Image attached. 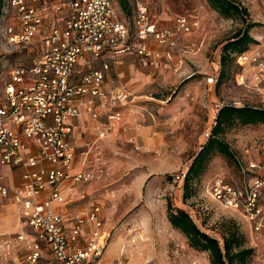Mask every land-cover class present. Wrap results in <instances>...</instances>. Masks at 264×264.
Returning a JSON list of instances; mask_svg holds the SVG:
<instances>
[{
  "label": "rangeland",
  "instance_id": "rangeland-1",
  "mask_svg": "<svg viewBox=\"0 0 264 264\" xmlns=\"http://www.w3.org/2000/svg\"><path fill=\"white\" fill-rule=\"evenodd\" d=\"M234 1L247 10L246 22L239 16L220 15L208 0H151V10L161 25L186 16L199 27L180 37L172 58H165L156 69L143 68L133 58L111 65L108 88L113 96L127 98L107 105L110 118L97 121L109 123L121 113V124L106 140H98L94 128L99 124L86 116L90 123L79 136V160L94 179L81 187L89 194L81 205L87 210L94 205L101 208L103 229L110 236L106 264H210L209 255L193 250L168 222V204L189 212L203 232L220 241L222 221L235 220L244 234V247L253 251L245 264H264V245L251 236L237 214L223 209L207 193L216 177L235 172L229 159L214 152L207 172L187 194L184 181L177 179L208 143L206 133L214 128L223 106L264 110V81L255 79L258 68L240 67L235 55L225 69L221 66L223 46L248 23L259 27L250 31L256 43L246 53L264 60V1ZM114 2L123 20L133 23L134 12L126 13ZM2 15L0 71L15 64L33 66L39 45L31 54L6 53L3 29L11 23V12L4 7ZM94 64L101 68L99 61ZM221 139L244 163L264 160V124L236 125L225 130ZM7 172L0 164V176ZM4 182L10 184V179L6 176ZM20 227L17 208L0 202V262L21 256L22 245L16 238Z\"/></svg>",
  "mask_w": 264,
  "mask_h": 264
},
{
  "label": "built area",
  "instance_id": "built-area-1",
  "mask_svg": "<svg viewBox=\"0 0 264 264\" xmlns=\"http://www.w3.org/2000/svg\"><path fill=\"white\" fill-rule=\"evenodd\" d=\"M132 1L133 23L123 20L114 0H6L11 12L3 29L6 53L31 54L37 45L40 51L33 66L0 71V164L22 170L21 186L0 184V199L20 206L23 216L16 237L21 256L0 264H106L110 236L100 206L68 215L69 207L80 206L89 195L81 187L94 179L90 169L78 167L72 123L82 106L99 120L107 105L127 98L104 88L118 57L134 54L142 67L155 69L172 58L180 37L199 27L186 16L162 26L151 0ZM50 13L61 17L58 25L46 23ZM236 63L254 65L255 79L264 81L260 56L243 53ZM239 79L244 82L243 75ZM121 118L120 112L113 115L98 140H106ZM211 137L212 130L206 133L207 140ZM236 160L235 172L216 177L207 193L264 245V160ZM186 173L177 179L184 181Z\"/></svg>",
  "mask_w": 264,
  "mask_h": 264
},
{
  "label": "trees",
  "instance_id": "trees-1",
  "mask_svg": "<svg viewBox=\"0 0 264 264\" xmlns=\"http://www.w3.org/2000/svg\"><path fill=\"white\" fill-rule=\"evenodd\" d=\"M122 10L126 13L133 11L130 6L132 0H116ZM210 7L226 18L239 16L246 22L248 12L234 0H208ZM6 0H0V17L3 15ZM257 24L248 23L245 28L239 30L222 49L221 66L225 69L231 56L235 55V60L246 53L251 44H255V39L250 35V31ZM223 74V72H222ZM222 76V75H221ZM221 82V79H220ZM264 124V110L252 107H236L233 105L223 106L217 115L215 126L212 129V137L208 143L202 147L201 151L194 158L191 167L184 179V191L187 194L192 189L195 180L200 179L208 168L211 155L217 152L229 159L237 167V156L230 150L229 146L222 141L221 136L225 130L240 126H254ZM167 219L174 230L180 232L189 242L190 247L198 252L209 255L210 264H245L252 255V249L244 247L245 237L240 225L233 219L223 220L221 223V239L212 237L203 232L197 225L189 212L183 209H174L168 204Z\"/></svg>",
  "mask_w": 264,
  "mask_h": 264
},
{
  "label": "crops",
  "instance_id": "crops-1",
  "mask_svg": "<svg viewBox=\"0 0 264 264\" xmlns=\"http://www.w3.org/2000/svg\"><path fill=\"white\" fill-rule=\"evenodd\" d=\"M60 21H61V17L58 16V14H56V13H50L46 17V23H48L50 25H58L60 23ZM162 26H168V25L163 24ZM152 48L157 49L156 46H154V45L152 46ZM128 58H133L134 61L137 62L141 66L140 60L134 54H127V55L120 56L114 62H112V64H114V63H121L123 60L128 59ZM108 78H109V74L107 75L104 88H105V90L107 92H110V89L108 88V85H107V79ZM110 112H111V107L110 106L104 108V110H101L99 120L94 119V121H96V123H98L97 121L101 122L102 119H105L107 117L110 118V116H111L109 114ZM81 113H82L81 116L76 121H74L72 123L73 124V133H72L73 134L72 135L73 136V141H74V144L77 146V162H78V167H82V165H80V160H79L80 159V157H79V154H80L79 153V149H80V147H79L80 140L79 139H80V137L79 136H80L81 132H83V129L85 128L86 123H90V121H88L90 119L87 118L86 116H89L90 118H92L86 112L84 106L81 107ZM105 123H107V122H103L102 125H100L101 123H98L99 126L95 127L94 129L95 130H98V132H99V130L103 127V125ZM90 128H92V126H90L89 129ZM89 129H87V130H89ZM5 169H7L8 172L6 174H3V176H0V184L4 185L5 187H8V188H15V187L21 186V184H22V170L21 169L12 168V167H5ZM6 176L10 179V184H6L4 182V178ZM2 201L3 200L0 199V202H2ZM3 202H5V201H3ZM11 205L15 206L17 208V210H18V213H19V223L21 225V227H20V229H21L22 228V225H23V223H22L23 216H22L21 207L18 206V205H14V204H11ZM82 205L76 206V207L75 206L69 207V209H68V215H74L77 212L87 211V209L84 208ZM19 231H18V233H19ZM7 261L13 262L14 260L9 259Z\"/></svg>",
  "mask_w": 264,
  "mask_h": 264
}]
</instances>
